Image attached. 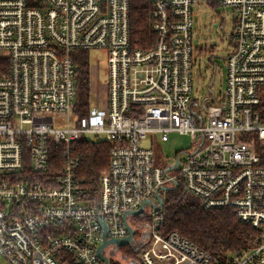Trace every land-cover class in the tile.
Returning <instances> with one entry per match:
<instances>
[{
	"label": "built area",
	"instance_id": "2783aa9c",
	"mask_svg": "<svg viewBox=\"0 0 264 264\" xmlns=\"http://www.w3.org/2000/svg\"><path fill=\"white\" fill-rule=\"evenodd\" d=\"M151 1L156 41L142 49L131 40L130 0H0V263L105 264L104 231L125 238L127 221L132 242L105 253L133 248L134 219L146 216L134 264H264V0L220 1L234 12L232 50L222 96L202 102L192 98L196 0ZM79 50L104 51L108 76L97 96L91 65L82 116L73 111ZM173 132L195 148L178 153L175 168L155 166L144 142ZM80 138L111 144L94 199L79 173ZM175 182L204 209L230 208L256 230L250 243L214 256L163 233V188ZM158 196L162 209L147 204L124 219Z\"/></svg>",
	"mask_w": 264,
	"mask_h": 264
},
{
	"label": "trees",
	"instance_id": "16d2710c",
	"mask_svg": "<svg viewBox=\"0 0 264 264\" xmlns=\"http://www.w3.org/2000/svg\"><path fill=\"white\" fill-rule=\"evenodd\" d=\"M221 0H208L209 4L220 5ZM152 1L130 0V30L134 46L151 48L156 41L152 31ZM89 50L75 54L77 95L73 111L85 115L91 95V56ZM261 163L264 165V142L257 140ZM111 144L80 138L75 150L81 156L80 176L84 180L88 196L98 195V176L107 168ZM60 154L52 155L60 160ZM165 219L161 225L163 233L176 231L200 249L214 256L248 245L256 230L244 223L228 207L204 209L202 201L190 193L183 184L169 190L165 195ZM137 216L136 218H138ZM113 264V263H112ZM115 264V263H114Z\"/></svg>",
	"mask_w": 264,
	"mask_h": 264
},
{
	"label": "rangeland",
	"instance_id": "374dc122",
	"mask_svg": "<svg viewBox=\"0 0 264 264\" xmlns=\"http://www.w3.org/2000/svg\"><path fill=\"white\" fill-rule=\"evenodd\" d=\"M193 11L194 88L192 98L194 101L202 102L205 97H208L205 82L211 75L209 69H213L215 70V80L212 83L214 96L209 101H216L222 96L225 89L226 57L232 50L231 34L234 28V12L230 7L221 5L214 7L208 3V0H196ZM215 24L217 27H214ZM90 56L91 65L94 66V88L97 96H100L104 84L108 81L107 57L104 51H93ZM149 137L150 140L147 139L144 145L149 144L151 146L154 153V165L160 167L171 164L178 153L193 150L196 145L192 142L190 135L179 132L170 133L167 141L162 140L158 134ZM134 221L139 225H137L138 230L136 232L137 242L133 248L118 247L117 249V247H111L107 249L113 264L134 263L135 249L146 244L145 241L148 237L147 217H138ZM0 264L9 263L2 261Z\"/></svg>",
	"mask_w": 264,
	"mask_h": 264
},
{
	"label": "water",
	"instance_id": "95a60500",
	"mask_svg": "<svg viewBox=\"0 0 264 264\" xmlns=\"http://www.w3.org/2000/svg\"><path fill=\"white\" fill-rule=\"evenodd\" d=\"M177 162H178V157L174 160L172 168L176 167V165H177L176 163ZM172 168H169V169H172ZM169 169H167V170H169ZM177 185H178L177 182H175V187H177ZM163 189L170 190L168 188H163ZM158 202H159V205H155L151 201H145L143 203V205L140 207V209H138L136 211H129V212L124 213V219H125V216L127 214H131V215H139V214H141L144 211L145 205H147V204H149L151 207H153L155 209H162L163 205H164V201H163L162 197L158 196ZM126 226H127L128 230H129V234H128L127 237L122 238V239H110V240H108V239L105 238L106 236H105V231H104L103 242L98 247L97 253L99 254L100 258L105 262V264H111L110 256L105 253V248L108 245L114 244V245H117V246H125V245H128V244H130L132 242L133 236H134V229L128 224L127 221H126Z\"/></svg>",
	"mask_w": 264,
	"mask_h": 264
},
{
	"label": "flooded vegetation",
	"instance_id": "af4514ba",
	"mask_svg": "<svg viewBox=\"0 0 264 264\" xmlns=\"http://www.w3.org/2000/svg\"><path fill=\"white\" fill-rule=\"evenodd\" d=\"M214 27H217V24L214 25ZM209 72L211 73L209 79H207V81L205 82L206 83V88L208 90V97H211L212 96V83L214 82L215 80V70L213 69H209ZM208 78V77H207ZM210 94V95H209ZM207 98V97H206Z\"/></svg>",
	"mask_w": 264,
	"mask_h": 264
},
{
	"label": "crops",
	"instance_id": "0c3cea01",
	"mask_svg": "<svg viewBox=\"0 0 264 264\" xmlns=\"http://www.w3.org/2000/svg\"><path fill=\"white\" fill-rule=\"evenodd\" d=\"M130 264H134V263H132V262H129Z\"/></svg>",
	"mask_w": 264,
	"mask_h": 264
}]
</instances>
